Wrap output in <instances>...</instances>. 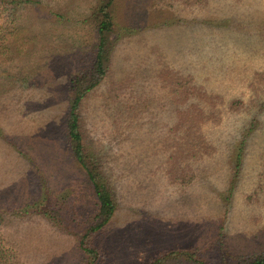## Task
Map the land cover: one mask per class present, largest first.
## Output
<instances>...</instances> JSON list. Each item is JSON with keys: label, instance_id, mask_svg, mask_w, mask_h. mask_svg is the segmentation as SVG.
<instances>
[{"label": "rangeland", "instance_id": "obj_1", "mask_svg": "<svg viewBox=\"0 0 264 264\" xmlns=\"http://www.w3.org/2000/svg\"><path fill=\"white\" fill-rule=\"evenodd\" d=\"M96 1L18 8L0 53V241L19 264L88 262L78 241L96 198L65 118L67 79L98 41ZM112 13L110 70L84 101L85 145L116 202L93 264L176 246L206 264L262 251L264 0H114Z\"/></svg>", "mask_w": 264, "mask_h": 264}, {"label": "trees", "instance_id": "obj_2", "mask_svg": "<svg viewBox=\"0 0 264 264\" xmlns=\"http://www.w3.org/2000/svg\"><path fill=\"white\" fill-rule=\"evenodd\" d=\"M113 2L114 0L96 1L93 9V18L98 41L94 54L90 60V64L83 69H78L75 74L70 75L69 79H67L69 92H67L66 95V145L69 148L70 155L85 170L87 182L91 184L96 198L94 212L89 218L90 223L84 225L83 233L78 241L84 253V258L88 261L87 264H93L96 258L99 260L100 252L95 242V235L96 232L107 223L116 207L115 197L112 193L113 188L110 187L109 180L103 169H101L102 166L100 163H96L97 160H95L94 151H92L88 145H85L84 141L86 134L84 120L85 98L108 74L111 66L113 47L109 45V37L113 31L114 24L112 13ZM38 4H40V0H0V48H3L2 51L0 50V53L8 51L7 48L12 47L9 39L11 36L9 35L11 34L10 24L13 21L15 11L20 7H34ZM172 72L175 71L173 70ZM176 76L179 77L178 74ZM171 78L173 77L171 76ZM205 108L206 110L208 108L207 111L213 112L212 108ZM202 114H204V109H202V107L192 110L191 114L184 118L185 120L176 123V127L173 131L187 124L191 126H193L192 123L197 124L194 120L203 116ZM239 155L240 154H237L236 158H238ZM171 157L172 155H170V158ZM5 209L6 206L0 207V223L4 222L2 214L7 213ZM178 256H183L194 264H206L202 259L196 256L193 250L184 246H176L161 250L146 261L137 264H164L168 260H175ZM0 264H19L15 252L5 247L1 241ZM218 264L228 263L222 260L218 262ZM235 264H264V249L256 254L242 257L240 262Z\"/></svg>", "mask_w": 264, "mask_h": 264}]
</instances>
